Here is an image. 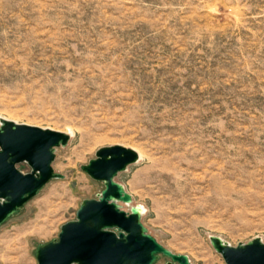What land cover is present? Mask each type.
Wrapping results in <instances>:
<instances>
[{
    "label": "rangeland",
    "instance_id": "374dc122",
    "mask_svg": "<svg viewBox=\"0 0 264 264\" xmlns=\"http://www.w3.org/2000/svg\"><path fill=\"white\" fill-rule=\"evenodd\" d=\"M2 119L71 135L64 179L0 226V264H37L112 145L141 155L115 179L122 210L190 264H224L210 236L264 243V0H0Z\"/></svg>",
    "mask_w": 264,
    "mask_h": 264
},
{
    "label": "water",
    "instance_id": "95a60500",
    "mask_svg": "<svg viewBox=\"0 0 264 264\" xmlns=\"http://www.w3.org/2000/svg\"><path fill=\"white\" fill-rule=\"evenodd\" d=\"M69 140L62 131L0 121V226L50 181L64 179L52 163L56 149ZM138 160L134 149L112 145L98 149L80 167L104 188L96 199L81 202L75 219L60 227L56 240L38 247L37 264H155L160 256L170 260L166 264H190L188 256L173 253L147 232L138 205L122 210L121 205L132 204V196L115 179ZM20 164L30 171L21 172ZM209 242L224 264H264V243L258 238L235 247L216 236Z\"/></svg>",
    "mask_w": 264,
    "mask_h": 264
},
{
    "label": "bare ground",
    "instance_id": "6f19581e",
    "mask_svg": "<svg viewBox=\"0 0 264 264\" xmlns=\"http://www.w3.org/2000/svg\"><path fill=\"white\" fill-rule=\"evenodd\" d=\"M64 132V131H63ZM65 133H68L69 135H71V132L70 131H66L65 130ZM141 157L140 153H139V158ZM138 211H139V214L142 216V214H144V208L142 206H138Z\"/></svg>",
    "mask_w": 264,
    "mask_h": 264
}]
</instances>
